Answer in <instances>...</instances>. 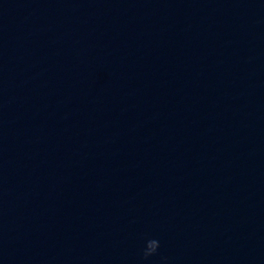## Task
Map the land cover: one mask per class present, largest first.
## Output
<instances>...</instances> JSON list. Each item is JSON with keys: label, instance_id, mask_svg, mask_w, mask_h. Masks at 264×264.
Listing matches in <instances>:
<instances>
[{"label": "water", "instance_id": "1", "mask_svg": "<svg viewBox=\"0 0 264 264\" xmlns=\"http://www.w3.org/2000/svg\"><path fill=\"white\" fill-rule=\"evenodd\" d=\"M0 264H264V0H0Z\"/></svg>", "mask_w": 264, "mask_h": 264}]
</instances>
